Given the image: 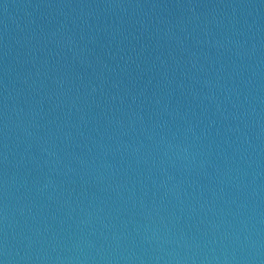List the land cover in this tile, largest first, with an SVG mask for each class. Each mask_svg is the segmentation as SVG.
<instances>
[{
	"label": "water",
	"instance_id": "95a60500",
	"mask_svg": "<svg viewBox=\"0 0 264 264\" xmlns=\"http://www.w3.org/2000/svg\"><path fill=\"white\" fill-rule=\"evenodd\" d=\"M0 264H264V0H0Z\"/></svg>",
	"mask_w": 264,
	"mask_h": 264
}]
</instances>
